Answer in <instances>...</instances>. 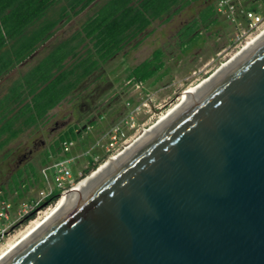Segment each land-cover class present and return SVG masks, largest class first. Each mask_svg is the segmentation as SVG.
<instances>
[{
	"label": "water",
	"instance_id": "water-1",
	"mask_svg": "<svg viewBox=\"0 0 264 264\" xmlns=\"http://www.w3.org/2000/svg\"><path fill=\"white\" fill-rule=\"evenodd\" d=\"M242 49L0 264H264V36Z\"/></svg>",
	"mask_w": 264,
	"mask_h": 264
},
{
	"label": "rangeland",
	"instance_id": "rangeland-1",
	"mask_svg": "<svg viewBox=\"0 0 264 264\" xmlns=\"http://www.w3.org/2000/svg\"><path fill=\"white\" fill-rule=\"evenodd\" d=\"M104 1L95 0L71 19H62L52 29L51 35L27 59L0 78V96L12 80L34 65L55 44L77 30ZM216 1L192 2L168 20L153 22L82 83L72 96L50 111L43 124L24 132L0 153V254L19 241L36 223L41 222L55 208L63 194L59 192L55 201L41 204L40 201L53 186L50 180L41 183L31 178L21 198L17 197L16 191L9 192L8 182L17 170L23 171L22 178L25 180L28 166L41 171L44 150L67 127L77 126L81 136L69 149L74 162L70 166V185L63 192L94 172L93 170L84 176L82 174L88 167V156L92 157L93 162H101L98 168L110 156L122 152L178 105L185 91L211 76L241 50L246 42L264 30V22L258 28L249 29L241 15H238L240 24L236 25L217 13V24L211 32L204 34L202 30L203 42L182 53L176 40L178 29L196 17L204 5L215 6ZM230 2L238 9H245L248 5L247 0ZM59 7L60 4H56L47 17L56 18ZM257 9L260 12L257 13L264 16L263 2L258 3ZM155 48H160L164 53L162 76L145 84L129 83L126 79L127 69L147 58ZM112 128H118L124 137L111 153L106 154L104 148ZM4 192L6 199H2ZM31 213L33 216L29 218Z\"/></svg>",
	"mask_w": 264,
	"mask_h": 264
},
{
	"label": "trees",
	"instance_id": "trees-1",
	"mask_svg": "<svg viewBox=\"0 0 264 264\" xmlns=\"http://www.w3.org/2000/svg\"><path fill=\"white\" fill-rule=\"evenodd\" d=\"M94 1L0 0V78L27 59L62 19H71ZM195 1L198 0H105L77 30L12 80L0 96V153L24 132L43 124L50 111L72 96L82 83L153 22L168 20ZM247 2L244 10L260 13L257 5L263 0ZM56 4H60L58 16L47 17ZM216 14L213 4L204 5L196 17L178 29L176 40L182 53L203 42V33H210L217 24ZM163 58V51L155 48L147 58L127 69L126 79L131 84L158 80L164 72ZM80 136L77 126L67 127L44 150L41 166L69 156V151L63 152V144L75 142ZM87 160L88 167L83 170V176L101 163L93 162L91 156ZM28 168L25 180L23 171L17 170L8 182L9 192L16 191L19 198L31 178L45 182L41 171L32 166ZM58 194L59 190L53 189L40 203H51ZM2 199H6L5 192ZM32 216L33 213L29 218Z\"/></svg>",
	"mask_w": 264,
	"mask_h": 264
},
{
	"label": "built area",
	"instance_id": "built-area-1",
	"mask_svg": "<svg viewBox=\"0 0 264 264\" xmlns=\"http://www.w3.org/2000/svg\"><path fill=\"white\" fill-rule=\"evenodd\" d=\"M215 10L218 14L224 15L236 25L240 24L238 15H241L242 19L245 21L249 29L258 28L264 22V16H261L254 11L238 9L230 2V0H217L215 4ZM114 128H112L107 135V144L104 148V152L106 154L111 153L112 149L115 148L117 143L124 137L123 133H121L118 128ZM72 144V141L64 143L63 152L69 151ZM73 162L74 157H71L69 155L56 159L48 166L41 169V174L45 181L48 182V180H50L53 185L50 187L47 194H49L53 189H58L59 192L63 193L65 187L70 185V166Z\"/></svg>",
	"mask_w": 264,
	"mask_h": 264
},
{
	"label": "bare ground",
	"instance_id": "bare-ground-1",
	"mask_svg": "<svg viewBox=\"0 0 264 264\" xmlns=\"http://www.w3.org/2000/svg\"><path fill=\"white\" fill-rule=\"evenodd\" d=\"M263 36H264V30L259 35H257L255 38H253L250 41L246 42L245 46L243 45L244 48L242 49V52L245 51V50H247L249 47L253 46ZM238 54H241V53H236L233 57H231L232 58L231 60H234L238 56ZM229 62L222 64L221 67H220V69L216 70L213 73V75H211L210 79L205 80L203 83H200L197 86H195L193 88H190L187 91H185L179 104H182L183 105V104L189 102L195 96V94H197L204 87V85L211 80V78H213L216 74H218V72H220L221 70H223L224 68H226L228 66ZM178 105H176L171 110H169L167 112V114H165V116L161 117L160 120L157 123L160 124L161 122H163L165 119H167L173 113H175L176 110H178L179 106H182V105H179V106ZM157 123L156 124L154 123L153 126H151L148 129H146L144 131L142 137L146 136V134H148L149 132H151L153 130V128H155V126L157 125ZM131 144H133V143H131ZM131 147H132V145H129L128 147H126L124 149V151L122 152V154L126 153V151L129 150ZM118 158H119V155L118 156L117 155L110 156L108 158V160L104 164H102L101 166H99V168H98V170L96 172H94L91 175H89L86 179L82 180L79 184L77 183V185H75L72 188L68 189L67 191L63 192V194L59 198V200H58L55 208L46 217H44V219L41 222L36 223L23 237L20 238L19 241H17L16 243H14L10 247H8V249L5 252H3V254H0L1 255L0 256V261L3 258H5L14 248H16V246L20 242H22L24 239H26L28 236H30L35 230H37V228H39L43 224L44 220H48L62 206H64L75 195H77L82 189H84L95 178H97L101 173H103L111 164H113L115 161H117Z\"/></svg>",
	"mask_w": 264,
	"mask_h": 264
}]
</instances>
